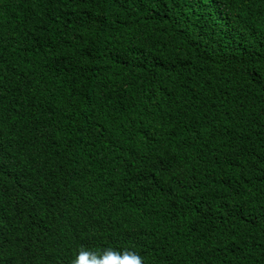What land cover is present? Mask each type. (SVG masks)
Returning a JSON list of instances; mask_svg holds the SVG:
<instances>
[{"label": "trees", "instance_id": "obj_1", "mask_svg": "<svg viewBox=\"0 0 264 264\" xmlns=\"http://www.w3.org/2000/svg\"><path fill=\"white\" fill-rule=\"evenodd\" d=\"M0 264H264V0H0Z\"/></svg>", "mask_w": 264, "mask_h": 264}]
</instances>
